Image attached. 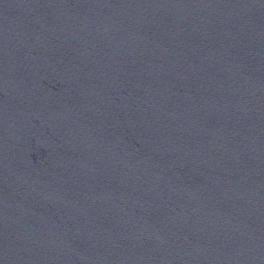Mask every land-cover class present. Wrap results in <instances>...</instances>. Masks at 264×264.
Listing matches in <instances>:
<instances>
[{
    "label": "water",
    "instance_id": "obj_1",
    "mask_svg": "<svg viewBox=\"0 0 264 264\" xmlns=\"http://www.w3.org/2000/svg\"><path fill=\"white\" fill-rule=\"evenodd\" d=\"M0 264H264V0H0Z\"/></svg>",
    "mask_w": 264,
    "mask_h": 264
}]
</instances>
